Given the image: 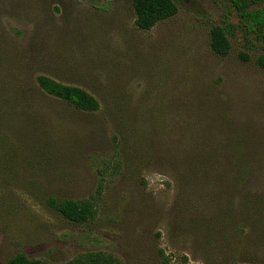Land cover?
I'll use <instances>...</instances> for the list:
<instances>
[{
	"label": "rangeland",
	"instance_id": "obj_1",
	"mask_svg": "<svg viewBox=\"0 0 264 264\" xmlns=\"http://www.w3.org/2000/svg\"><path fill=\"white\" fill-rule=\"evenodd\" d=\"M173 1L142 31L131 0H0V264H264V36L232 0ZM64 200L93 219L62 217L50 202Z\"/></svg>",
	"mask_w": 264,
	"mask_h": 264
},
{
	"label": "trees",
	"instance_id": "obj_2",
	"mask_svg": "<svg viewBox=\"0 0 264 264\" xmlns=\"http://www.w3.org/2000/svg\"><path fill=\"white\" fill-rule=\"evenodd\" d=\"M236 12L245 24L246 30L250 33L257 31L264 36V9L259 5L264 0H232ZM135 14V26L142 31H149L159 22L173 17L177 13V5L173 0H131ZM257 7V8H253ZM228 30L221 26H214L210 30L211 51L219 57H225L230 51ZM245 59V58H244ZM246 60V59H245ZM264 68V58L259 59ZM16 78V77H15ZM11 83L10 90L15 94L24 96L30 90L27 84L22 85L20 79ZM3 86V84H1ZM37 88L45 95L61 100L74 109L82 112H95L99 105L97 101L84 90L76 87L59 84L46 76L36 77ZM51 207L62 217L76 223H86L93 219V206L88 202H74L70 200L51 201ZM5 264H45L38 260H28L23 255H16ZM80 264H119L115 259L104 254H95L82 260ZM244 264V263H227Z\"/></svg>",
	"mask_w": 264,
	"mask_h": 264
}]
</instances>
